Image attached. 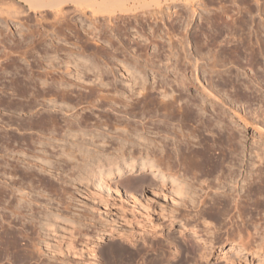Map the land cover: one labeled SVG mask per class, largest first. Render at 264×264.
Returning <instances> with one entry per match:
<instances>
[{
    "label": "rangeland",
    "instance_id": "obj_1",
    "mask_svg": "<svg viewBox=\"0 0 264 264\" xmlns=\"http://www.w3.org/2000/svg\"><path fill=\"white\" fill-rule=\"evenodd\" d=\"M14 3L15 4H13V2L9 0H0V52H2L0 54V195L6 188V190H14V188L16 189L18 187L22 191L21 193L28 192L31 198L32 196L33 198L36 197L35 201H39V203L41 201H46L45 203H48L49 201V204L51 205H48L49 207H52H50V209L57 212L59 217L57 219H54L53 231L51 229H48V231H51L46 232L42 230V233L45 232L43 234L39 232L40 237L44 238L41 243L42 246H44V249H46L43 243L47 242L49 246L54 247L53 249L60 246V248L67 250L69 248L68 245L71 246L72 244V246L81 254V257L79 258V256L77 257L73 254L68 253L67 255L63 256L65 260H62V257H59L61 256L59 254L51 253L50 255H53L55 257L45 256V258L44 256H39L36 252H31L30 249L32 248V246L31 244H29L30 240H36V238H38V235L35 234L38 233V231H36V229H33V233L31 232L32 234H29V239L24 238L23 240L21 239L22 242L19 241L20 248L17 249L20 251L14 254V256L16 255V257L12 259V263L45 264L49 260L51 262L48 261L46 264H54V262L55 264L56 262L59 264H113L114 254L111 253L110 250L112 246L116 245L126 247V257L130 256V261L134 264H143L144 262L146 264H168V262L169 264H217L219 262H222L221 258H218L217 260L213 259L211 261L200 260L196 256L197 253L194 254L196 251L189 252V254L193 253L195 255L196 258H193V255H189L187 253V249H189L188 245L192 244L196 247L198 243L193 240L194 238H192L190 232L184 231L180 233V229L178 231V228H180L179 221L188 223V226H193L194 228H196L199 231L200 235L203 234V237L207 238V236H214L213 240L215 241V243L217 240V243H219V241L225 242L226 239H228L229 234L231 235L230 232L236 231L235 229L238 227V225H241L243 223V219L239 217H236V219L234 218L237 215L235 209L230 210V213H228L227 216L224 215L225 218L224 220L223 218L220 219L221 221L215 219L216 222H212L213 218L210 215L209 217L212 218L211 221L210 218L204 216L207 209L205 211V207L201 202V199L208 201V197L213 195L212 191V193L209 192L211 195H205L203 192H198L197 195H195V203H197L198 205H194L197 206V209L193 207L190 208L188 206H185V208L184 206L182 207L180 203H176L170 199L171 196H173V194H169L172 190L170 181L161 183L157 180L156 176L151 177L152 172H150L149 170L138 169L135 172L129 174L125 173L122 176L117 177L108 172L105 177L106 181H108V184H110L111 187V195L108 196L103 191L97 190V188H93V186L91 185L93 184V177L91 173L90 175L89 172H86L84 170L86 174H82V179H78L80 175L78 174V171L80 172V169L78 167L79 164L84 163L85 157H87L86 155L91 151L94 152L95 149L98 150L97 154H100L99 156L104 160H106L105 158H109L110 156L111 158L112 156L114 157L115 154H118L119 152L127 155L132 154L133 157L138 159H150L149 155H147L146 153L150 151V149L152 151V148L154 149V151L152 152H155L156 154H154L157 155L153 157L154 160L162 157V155L164 154L165 156L163 157L167 158L166 153L168 155L171 153L173 154V152L167 151L171 147V142H169V139L171 138L168 137L167 139V137L163 135L162 132L159 133L157 131V128H155L159 123V120H162L163 122L165 120V123H167L170 119L166 118L167 116L164 113V110L160 109L159 112L152 111L153 108H156V106H158V103L161 102V94L169 92L172 94L174 93L173 95L178 94L176 96L178 98L177 102L178 100H181L180 98L186 99L188 97H191L190 99L192 104L189 105L194 112L196 111L195 107L199 108L198 106L201 105L200 98H204V101L207 103L206 105L208 109L210 107L208 113H210L212 108L214 109V111H216V113L217 110L220 111L221 109H224L226 113V121L224 120L225 123L228 122L226 124L229 125L230 122V125L232 124V126L233 124H240L239 126L242 128L241 131L245 138L243 146H245L244 151L245 153H247L248 158L244 156V161L248 163V165L243 161L242 167H240L239 169L235 168L238 172L239 170L241 171L240 176L237 178L238 181L240 182V184L247 181V176L250 174L249 171H251L249 170L248 166L251 167V160L255 162V160L252 159V156L256 149H258V153H260L259 155H262L261 157L263 159L261 160L263 162L258 161V165L255 162V164L257 165L256 168H258L259 170L261 168V170L263 171L262 173L261 170L260 172L258 170L259 176L261 175V179L263 180L264 0H177L176 3H172L169 5L167 12H170L171 10V16L166 15L161 19L162 22L159 19H154L155 21H151L150 19L143 21V25L136 24L134 28L127 31V36H124L125 40L123 39V41L125 43L128 42L127 45H132L131 47L135 48L137 52H139V50L142 51L140 52L142 55V59L145 57L146 59H149L150 61L152 60L151 62H153L152 65L149 64L146 65V67L142 66L143 68L141 67L140 70L137 69L140 67L131 66L132 60L128 58L126 61V58L123 56V54L119 52L118 56L116 55V61L113 59V63H111L112 60L109 59L108 65H104V63H102V60L100 59L98 60V65H96L95 67L91 66V61L89 60L90 55L88 54L96 48L100 49L102 45H99V43L104 44L100 42L104 41V38L101 36V34H97V29L92 32L93 34L91 33V31H88L90 27H87L88 25L86 26L85 23L88 24L89 22L87 16H90V14H92L90 11H86L83 14L81 11L77 10L78 6H76V4L75 6L74 4L67 5L66 8L68 7L72 9L71 12H69V20L67 22L63 20L59 21L57 17H54L55 19L53 18L51 10H53L54 8L30 10L27 9V6L24 5L23 2L14 0ZM19 8L20 10H24L25 13L23 12L24 14H20L19 17H12L10 12ZM102 15L106 17V14L101 12L97 15V19L98 17L103 19ZM117 19L119 21H117ZM117 19L113 20L119 24V22L121 21L120 17ZM56 20H58L59 22H56ZM82 21H84V23H82ZM114 21V24L108 23V25L110 26L111 24L112 26L117 24ZM120 23H122V21ZM61 24L62 28L60 26ZM149 28L152 29L149 30ZM54 29L56 30V33ZM135 30L137 31L136 34ZM20 31H22V33ZM44 31L47 36L49 35L48 37L45 35ZM21 34L22 36H20ZM62 35H64V37ZM88 35L90 37H88ZM138 35L139 37H137ZM131 37L133 38L132 40L130 39ZM80 38L83 41L86 40V44L85 42L83 43ZM86 38H88L89 40L91 38V40L87 41ZM77 39H79V42ZM93 40L95 42L94 44ZM134 40H136L135 43ZM4 41L6 43H4ZM138 41L143 44V49L141 47H138V49L140 48L139 50L137 49V45L139 46L140 44ZM76 42L78 43V45L75 44ZM41 43L45 44L42 45ZM47 44L49 45L47 46ZM45 45L46 47H49V51H46L48 49H42V46ZM24 46L28 47L25 48ZM59 47H61V50H58ZM55 48H57V51L55 50ZM8 49H10L11 51ZM40 50L43 51L40 52ZM82 50L85 53L82 52ZM87 58L88 60H86ZM84 59L85 61H83ZM121 62L126 63L127 65L131 63L128 66L129 70L133 71V77L131 76L132 78L129 77V74L132 72L127 71V69H124V67H121ZM49 67L52 68L49 69ZM135 70L137 73L134 72ZM135 75L140 76L135 77ZM142 76L144 77L141 78ZM134 77L138 81H132L131 79L134 80ZM175 79H180V82L182 81L181 83L179 82V80L177 81L182 86L179 85ZM183 83L185 85H183ZM132 85L134 86L132 87ZM20 86H24L25 89H27V94H34L30 95V98H22L19 97V95H15L13 91L19 90ZM207 91L211 92L210 94L208 93L210 96H207ZM100 94L106 96L103 97ZM205 94L207 97L205 96ZM98 95L99 97H103V101L102 98L98 97ZM181 102L182 101H180V103ZM205 102L203 104H205ZM173 104L176 105L175 102ZM235 112L237 113V115ZM216 113L214 112V115L211 112L210 115L216 116ZM49 116L52 117V124L45 125V127L38 126L42 130L36 126L33 127L35 122L40 123L42 122V120L50 118ZM173 117L175 116H172L171 121H169L168 123L169 125L172 123V125L170 126H173L175 129L178 127L176 121L177 116L175 117L176 120ZM205 117L207 116L205 115ZM38 120H40V122ZM116 121H119V126H122L119 127ZM31 124L33 125L31 126ZM71 124L72 128H68V125L69 127H71ZM51 125H53V135H51ZM230 125L229 127H231ZM31 127H33V129H31ZM125 127H127V129L130 128V131H133V127H137V131H141V137H143L145 141L139 139L136 140V137L138 136H135L137 134H135L134 131V134H130L131 132L129 131L130 135L128 134L129 136H125ZM190 128H192V126H190ZM5 136L7 137V139ZM89 137H93L94 143L92 146L89 144ZM164 138L168 141L165 145L167 152L165 151L163 152V154H160L158 146L159 144L161 145L166 141ZM154 141L159 144L153 146V144L155 143ZM148 142L152 145H150ZM61 143L69 144H65V146ZM71 143L73 145V149L77 146H80L79 149H82L84 146L85 149L83 148V152H87L83 153L81 152V150L79 152L77 151V148V152L75 151V154H77L76 156L78 158L76 157L75 160H70L69 157H63L64 155H60L61 153H59V151L61 152L64 147H68L69 145L71 146ZM44 144L46 146H44ZM74 144L76 145V147ZM94 144L98 146L94 147ZM40 145H43V147H41ZM54 146L56 147L53 148ZM87 146L90 148V150L87 148ZM86 149H88L89 152ZM219 150L220 149L218 148V146L214 147V154L217 157H219ZM260 150L262 151V154ZM250 151H253V153H251ZM78 152L81 154H79ZM80 155H82V157H80ZM174 155L175 154L170 155L171 157L169 156L170 160H168L171 161L169 162L171 163L170 167H168V165L163 162V159L162 163L160 162V160H156L157 163L155 162L158 165V169L167 177H174V179L179 180V182L192 184L195 187H197L199 184L201 186L203 185V187H205L206 184L217 187L216 184L218 185V183L215 182L216 180L212 181V177H210L209 182V179L206 177V175L200 173L199 170H197V172L196 170L191 169V171H188V169H186L188 167H185L181 159H178L179 161L176 158L174 159ZM219 155L220 157H222L221 154ZM103 156H105V158ZM38 158H40L41 160H38ZM42 160H45L47 162L49 161L50 163H43ZM259 163H261V166L259 165ZM74 165H76L77 167ZM13 166L14 168L12 169ZM258 166H260V168ZM77 168L79 170H77ZM30 171H32L31 173L36 174L35 178L32 179V176L27 175ZM242 173H244V175ZM84 175H86V177ZM242 175L247 176L243 177ZM39 176L41 179L39 178ZM137 177L142 178L143 180L147 179L146 181H144V184L151 185H149L148 187L140 186L141 188L137 187V189L131 187V189L130 184H135L136 180L134 179H138ZM240 177H242V179L245 178L246 180H241ZM221 179H223V177H221ZM160 184H164V186H162L163 188ZM18 185H21V187H19ZM56 187L57 189H55ZM158 189L160 190L157 193ZM42 191L44 192V194ZM18 193L19 192H17L16 194ZM164 193L166 194V196L163 195ZM134 196L136 197V199ZM198 198L200 199V202ZM2 200L0 199V215H3L4 212ZM146 203H148V205ZM142 205L144 207L149 206L151 211L144 212V208H142ZM171 208L174 210L173 213H177L176 220L173 221L174 224L170 223L172 225L169 224V220L167 219L168 217L163 218L162 212H160L163 209H165V211L167 212L169 211L168 209ZM158 209L161 210L159 211ZM200 209L201 211H203L202 216L207 217L205 220H203L204 218L201 216V214H199L201 213ZM145 213L151 215L149 217L152 219V223L159 225L157 230L160 231V236H158L159 234L155 236L150 232H142L141 228H139L137 225L133 226L136 229L131 228V226L128 225L130 221L135 224L137 220H140L141 222L146 224L147 220H145ZM187 213H189L188 215H191L189 216L190 219L186 218V216L188 217V215H186ZM197 213L198 215H196ZM263 215L264 214L258 216V219H260L259 221L261 222L264 221ZM142 216L143 218H141ZM146 217L148 216L146 215ZM198 218H201L202 220ZM258 219L255 220L258 222ZM206 220L212 224L209 225L210 223H208V225H206L207 223L205 224L204 222ZM163 221L165 222L163 223ZM261 222L257 223L260 227V234H258L260 238L256 237L258 238L257 243L255 242V238H253V241L251 242L252 245L251 243H248V248L253 249H248L249 251L239 256L240 264H257L258 262L259 264H262L264 262V239H262L264 238V223L261 224ZM113 226L121 229L122 233L129 234V231L133 232L134 230H136V234H138L134 243L127 240L125 241L122 237H119L120 235L116 234L113 236H106L102 240L97 239L98 231L96 232V229L99 230L100 233L107 234L109 228H112ZM203 226L211 227H209L210 230L207 228L209 231H206V228L203 229ZM248 230H246L248 231V234H244L247 240H249V235L252 231L251 228H249ZM210 231H212V234ZM214 233L215 235H213ZM71 234L74 237H72ZM46 235H49V237ZM261 235H263V237H261ZM62 237H64L65 239ZM72 238L74 239L72 242L75 243H72L70 241L72 240ZM85 238H88V240H86ZM68 239L70 242L67 241ZM261 239L263 240V242ZM169 240L170 244L168 242ZM59 241L60 243H58ZM66 243L71 244L67 245ZM151 243H154V245H151ZM157 243L159 246L162 245L160 246L161 248L158 247ZM186 243L188 244L186 245ZM217 243L215 244V246L218 245ZM145 244L147 247H145ZM185 245L187 247H185ZM91 246L94 247L97 256H93L91 254L89 250ZM173 246L176 248H173ZM177 247L179 250H177ZM179 247H182L181 250ZM184 247L187 249L185 250ZM24 249L27 250V252L33 253L31 256H34V258H31L30 256L26 257V259H31L25 260L24 258L26 254L24 252ZM162 251L163 253L165 252V255L162 253ZM175 251H178L179 254ZM252 251L256 252V256L252 255ZM35 257L37 259H35ZM41 257L44 258V260H46L47 258L48 259L46 261H41ZM38 258L39 262L41 261L40 263L37 262ZM154 258H156L155 261ZM158 258L159 261L157 260ZM34 259L36 260V262L33 261ZM57 259L60 261H57ZM2 261V263L0 262V264H12L11 262H8V260L6 261L2 259ZM162 261L165 262L162 263Z\"/></svg>",
    "mask_w": 264,
    "mask_h": 264
},
{
    "label": "bare ground",
    "instance_id": "obj_2",
    "mask_svg": "<svg viewBox=\"0 0 264 264\" xmlns=\"http://www.w3.org/2000/svg\"><path fill=\"white\" fill-rule=\"evenodd\" d=\"M11 2L14 3V0H9ZM18 2H23L24 5L27 6V9H49V8H54L52 11V15H53V18L54 17H57L59 21H67L68 22V15H69V12H71V8H66L67 5H72L76 4V6H78L77 10L81 11L83 14L84 12L86 11H90L92 14H90V16H87V19H88V24H86L87 27H90V29H88V31H91V33L93 31H95L96 29L98 30L97 34H101V36L104 38V41H100L104 44H100L99 45H102L100 47V49H95V50H90L91 52L88 54L90 55L89 56V60L91 61V66L95 67L96 65H98V60H102V63H104V65H108V60L111 59V63H113V59L116 61V55L118 56V52L119 53H122L123 56L126 58L125 60L127 61V59H131L132 60V64L129 63L128 65L131 64V66H134V67H140V68H137V69H141L142 66H145L146 65H152L153 62H151L149 59H145L143 58L142 59V55L140 52L138 47H143V44H141L139 41V46L137 45V49L139 50V52H137V50L129 45L128 42L125 43L123 41V39L125 40L124 36L126 35L127 31L134 28V26L136 24H140V25H143L142 22L143 21H146L148 19H150L151 21L152 20H157L159 19L161 21L162 18H164L166 15L168 16H171V10L170 12H167L168 11V8H169V5L172 4V3H176L177 0H16ZM196 2V1H195ZM9 4V3H8ZM188 4V3H187ZM71 7V6H70ZM76 10V11H77ZM48 11V10H47ZM75 11V10H74ZM16 12V13H15ZM25 11L24 10H20L19 9H16V10H13L12 12H10V14L12 15V17H19L20 14H24ZM101 12L105 13L106 17H103L102 18H99L97 19V15L100 14ZM2 13V12H1ZM47 13V12H46ZM173 13H176V12H173ZM172 13V15H173ZM116 14H119V15H122V16H119V15H116ZM191 14V13H189ZM48 15H49V12H48ZM44 16V15H43ZM118 16V17H116ZM76 17V16H75ZM86 17V16H84ZM120 17V20L122 21V23L119 22V24L114 21L115 19L119 18ZM52 18V19H53ZM29 19V18H28ZM43 19V18H42ZM55 19V18H54ZM102 21H101V20ZM114 19V20H113ZM178 19V18H177ZM4 20V19H3ZM40 20V19H39ZM56 20V22L58 21ZM83 20V19H82ZM98 20V21H97ZM100 20V22H99ZM149 20V21H150ZM154 20V21H155ZM44 21V20H43ZM58 21V22H59ZM74 21V20H73ZM113 21L117 24L115 25H112L110 24V26L108 25V23H113ZM117 21H119L117 19ZM52 22V21H51ZM99 22V23H98ZM158 22V21H157ZM162 22V21H161ZM22 23V22H21ZM50 23V22H49ZM61 23V22H60ZM59 23V24H60ZM64 23V22H63ZM66 23V22H65ZM70 23V22H69ZM74 23V22H72ZM79 23V22H78ZM82 23H84V21H82ZM81 23V24H82ZM98 23V24H97ZM107 23V24H106ZM150 23V22H149ZM148 23V24H149ZM152 23V22H151ZM51 24V23H50ZM101 24V25H100ZM104 24V25H103ZM121 24V25H120ZM53 25V24H52ZM68 25V24H67ZM99 25V26H98ZM150 25V24H149ZM153 25V24H152ZM61 28H62V24L60 25ZM82 26V25H80ZM85 26V25H84ZM83 26V27H84ZM3 27V25H2ZM153 27V26H152ZM1 28V27H0ZM51 28V27H50ZM75 28V27H74ZM78 28H79V25H78ZM85 28V27H84ZM143 28V27H142ZM29 29V28H28ZM52 29V28H51ZM50 29V30H51ZM83 29V28H82ZM138 29V28H137ZM152 29V28H149V30ZM39 30V29H38ZM46 30V29H45ZM49 30V29H48ZM55 30V29H54ZM58 30V29H57ZM76 30V29H75ZM78 30V29H77ZM86 30V29H85ZM156 30V29H155ZM1 31V29H0ZM5 31V30H3ZM73 31V30H72ZM22 33V31H20ZM42 32V31H41ZM40 32V33H41ZM62 32V31H61ZM60 32V33H61ZM86 32V31H85ZM131 32V31H130ZM129 32V33H130ZM139 32V31H138ZM173 32V31H172ZM45 33V31H44ZM55 33H56V30H55ZM63 33V32H62ZM75 33V32H74ZM83 33V32H82ZM90 33V32H89ZM137 33V31L135 30V34ZM145 33V32H144ZM154 33V32H153ZM3 34V33H1ZM38 34V33H37ZM49 34V33H48ZM51 34V32H50ZM53 34V33H52ZM73 34V33H72ZM93 34V33H92ZM96 34V33H95ZM151 34V32H150ZM149 34V35H150ZM26 35V33H25ZM35 35V34H34ZM33 35V36H34ZM39 35V34H38ZM44 35V34H43ZM45 35L47 36V34L45 33ZM59 35V33H58ZM76 35V34H75ZM83 35V34H82ZM86 35V34H85ZM153 35V34H152ZM161 35V34H160ZM22 36V34L20 35ZM32 36V37H33ZM42 36V35H40ZM49 36V35H48ZM47 36V37H48ZM54 36V35H53ZM61 36V35H60ZM64 37V35H62ZM127 36V35H126ZM131 36V35H130ZM37 37V36H36ZM52 37V36H51ZM67 37V36H66ZM85 37V36H84ZM88 37H90L88 35ZM139 37V35L137 36ZM150 37V36H149ZM2 38V37H1ZM18 38V37H17ZM31 38V37H30ZM44 38V36H43ZM75 38V36H74ZM92 38V37H91ZM90 38V40H91ZM101 38V37H100ZM129 38V37H128ZM87 41L89 40L88 38H86ZM93 39V38H92ZM116 39V40H114ZM127 39V38H126ZM131 40L133 39L132 37L130 38ZM138 39V38H137ZM10 40V39H9ZM40 40V39H39ZM46 40V39H45ZM54 40V39H53ZM78 42H79V39H77ZM81 40V38H80ZM85 40V39H84ZM89 40V41H90ZM96 40V39H95ZM129 40V39H128ZM130 40V41H131ZM143 40V39H142ZM154 40V39H153ZM171 40V39H170ZM1 41V40H0ZM13 41V40H12ZM37 41V40H36ZM44 41V40H43ZM83 41V40H81ZM116 41V42H115ZM136 40H134V43H135ZM146 41V40H145ZM150 41V40H149ZM3 42V41H2ZM41 42V41H40ZM39 42V43H40ZM85 42L86 44V40L83 41V43ZM92 42V41H91ZM133 42V41H132ZM4 43H6L4 41ZM21 43V42H20ZM52 43V42H51ZM57 43V42H56ZM89 43V42H88ZM94 40H93V44H94ZM116 43V45H115ZM181 43V41H180ZM17 44V43H16ZM19 44V43H18ZM25 44V43H24ZM23 44V45H24ZM42 44V43H41ZM45 44V43H44ZM42 44V45H44ZM65 44V43H64ZM75 44L78 45V43L76 42ZM81 44V42H80ZM92 44V45H93ZM178 44V43H177ZM28 45V44H27ZM35 45V44H34ZM49 44H47L48 46ZM56 45V44H55ZM54 45V47H55ZM89 45V44H88ZM135 45V44H134ZM141 45V46H140ZM155 45V44H154ZM182 45V44H181ZM13 46V45H12ZM19 46V45H18ZM30 46V45H29ZM65 46V45H64ZM80 46V45H79ZM83 46V45H81ZM87 46V45H86ZM91 46V45H90ZM95 46V45H94ZM145 46V45H144ZM25 47V46H24ZM23 47V48H24ZM28 47V46H27ZM25 47V48H27ZM33 47V45H32ZM43 50L45 49H48L46 51H49V47H46L45 46H42ZM52 47V46H51ZM53 47V48H54ZM93 47V46H92ZM97 47V46H96ZM99 47V46H98ZM135 47V46H134ZM161 47V46H160ZM3 48V47H2ZM22 48V49H23ZM61 47L58 48V50L60 49ZM85 48V47H84ZM183 48V47H182ZM17 49V48H16ZM19 49V47H18ZM39 49V48H38ZM37 49V50H38ZM83 49V48H82ZM91 49V48H90ZM102 49V50H101ZM143 49V48H142ZM141 49V50H142ZM10 50V49H8ZM36 50V49H35ZM43 50H40L43 51ZM55 50L57 51V48H55ZM61 50V49H60ZM64 50V49H63ZM62 50V51H63ZM182 50V49H181ZM236 50V49H235ZM11 51V50H10ZM14 51V50H13ZM19 51V50H18ZM23 51V50H22ZM45 51V52H46ZM54 51V50H53ZM78 51V49H77ZM89 51V50H88ZM144 51V50H143ZM4 52V51H3ZM6 52V51H5ZM24 52V51H23ZM44 52V53H45ZM82 52H84L82 50ZM172 52V51H171ZM2 52H0L1 54ZM9 53V52H8ZM26 53V52H25ZM85 53V52H84ZM88 53V52H87ZM23 54V53H22ZM184 54V53H183ZM8 55V54H7ZM44 55V54H43ZM59 55V54H58ZM87 55V54H85ZM179 55V54H178ZM2 56V55H1ZM121 56V55H120ZM119 56V57H120ZM148 56V55H147ZM183 57V56H182ZM180 57V58H182ZM52 58V57H51ZM148 58V57H147ZM185 58V57H184ZM118 59V58H117ZM151 59V58H150ZM43 60V59H42ZM80 60V59H79ZM88 60V58L86 59ZM130 60V61H131ZM51 61V60H50ZM85 61V59L83 60ZM128 61V62H130ZM183 61V60H182ZM185 61V60H184ZM69 62V61H68ZM87 62V61H86ZM125 62V61H124ZM127 62V63H128ZM159 62V61H158ZM51 63V62H50ZM110 63V61H109ZM122 63V62H121ZM40 64V63H39ZM65 64V63H64ZM189 64V63H188ZM84 65V64H82ZM126 63H122L121 67H124V69H127V71H131L129 70V66H128ZM54 66V65H53ZM81 66V65H80ZM101 66V65H100ZM160 66V65H159ZM39 67V66H38ZM78 67V66H77ZM90 67V66H89ZM110 67V66H109ZM147 67H150V66H147ZM47 68V67H46ZM52 68V67H51ZM49 67V69H51ZM86 68V67H85ZM97 68V67H96ZM143 68V67H142ZM169 68V67H168ZM45 69V68H44ZM92 69V68H91ZM146 69V68H144ZM142 69V70H144ZM154 69V68H153ZM86 70V69H85ZM111 70V69H110ZM45 71V70H44ZM160 71V70H159ZM81 72V71H80ZM92 72V71H91ZM132 73L129 74V77L132 78L133 77V71H131ZM136 72V70L134 71ZM161 72V71H160ZM31 73V71H30ZM137 73V72H136ZM44 74V73H43ZM47 74V73H46ZM51 74V73H50ZM113 74V73H112ZM135 74V73H134ZM145 74V73H144ZM161 74V73H160ZM62 75V74H61ZM72 75V74H71ZM84 75V74H82ZM141 75V74H140ZM140 75H135L136 76H140ZM179 75V74H178ZM91 76V75H90ZM96 76V75H95ZM132 76V77H131ZM115 77V76H114ZM134 77V78H135ZM144 76H142L141 78H143ZM182 77V76H181ZM55 78V76H54ZM64 78V77H63ZM129 78V79H130ZM180 78V77H179ZM51 79V78H50ZM173 79V78H172ZM181 79V78H180ZM180 79H177L179 80L180 82ZM24 80V79H23ZM45 80V79H44ZM132 81H136L137 79L135 78L134 80L131 79ZM176 80V79H175ZM174 80V81H175ZM176 80V81H177ZM37 81V80H36ZM138 81V80H137ZM52 82V81H51ZM144 82V81H143ZM178 82V81H177ZM178 84L181 85L180 82ZM28 83V82H27ZM138 83V82H137ZM20 84V83H19ZM135 84V82H134ZM139 84V83H138ZM144 84V83H143ZM16 85V84H15ZM18 85V84H17ZM183 85H185L183 83ZM25 86V84H24ZM23 86V87H24ZM134 85H132L133 87ZM182 86V85H181ZM22 86H20V89L19 90H14V94L15 95H19V97H22V98H28L30 95H33L32 93H29L27 94L25 87L23 88ZM136 87V86H135ZM138 87V86H137ZM30 88V87H29ZM48 88V87H47ZM66 88V87H64ZM90 88V87H89ZM178 88V87H177ZM185 88V87H183ZM63 89V88H62ZM68 89V88H67ZM53 90V89H52ZM91 90V89H90ZM98 90V89H97ZM130 90V89H129ZM203 90V89H202ZM47 91V90H46ZM50 91V90H49ZM61 91V90H60ZM63 91V90H62ZM92 91V90H91ZM239 91V90H238ZM58 92V91H57ZM89 92V91H88ZM141 92V91H140ZM161 92V91H160ZM179 92V91H178ZM217 92V91H216ZM56 93V92H55ZM59 93V92H58ZM57 93V94H58ZM69 93V92H68ZM96 93V92H94ZM169 93V92H168ZM162 93L161 94V102L158 103V106H156V108H153L152 111L154 112H159L160 109L161 110H164V113L166 114V118L167 119H170L169 121H171V118L172 116H177V120L175 117V120L177 121V124H178V130L177 128L174 129L173 126H170L172 125V123L169 125V121L167 123H165V120L164 122L162 120H159V123L156 125L155 128H157V131L160 133L162 132L163 135H165L168 139V137H170L171 139H169L171 142V147L169 150L167 151H171L173 152V154H175L173 157L174 159L176 158L177 160L181 159L182 163L185 165V167H188L186 169H188V171L191 169V170H199L200 173L206 175V177L209 179V182H210V177H212V181H215L216 183H218V185L216 184L217 187L215 186H212L210 184H206L205 187H203V185L201 186L200 184L195 187L193 186L192 184H185L184 182H179V180L177 179H174V177L172 178H169L167 177L164 173H162L159 169H158V165L156 164L157 161L160 160V162L162 163V159H163V162L166 163V165H168V167H170V164L169 161L170 158L169 156L170 155H173L172 153L171 154H167L166 153V157H163L165 156L162 155V157L158 158V159H155L153 157L157 156L155 155L152 151H154V149L152 148V151L150 149V151H148L146 154L149 155V158L150 159H138V158H135L133 157L132 154H124V153H116L115 156L111 158V156L109 158H105V156H103L106 160H104L103 158H101L99 155L100 154H97L98 150L95 149L94 152H89L90 148L87 146V148L89 149H86L88 150V154L86 155L88 157V160H87V157H85V161L84 163L82 164H79V169H80V172L78 171V174L79 175V178L78 179H82L83 175L82 174H86V172H89V174L91 173L92 174V177H93V184H91L93 186V188H97V190H101L103 191L104 193H106V195H111V187H110V184H108V181H106L105 177L107 175V173L109 172L110 174L114 175V176H122L123 174L127 173H132V172H135L137 171L138 169H146V170H149L150 172H152V176H156L157 177V180L161 183H164V182H168L170 181L171 184V193L169 194H173V196H171V200L176 202V203H180V205H182V207L184 206H188L190 208H196L197 206H195L197 203H195V195H197L198 192H203L205 195L207 194H210L213 192V195L209 196V200L206 201L204 199H201V202L203 203L204 205V209L206 211L205 215L204 216H207L208 218L209 215L214 219L210 218V221L212 219V222H216V220H220L223 218H225L224 215H228V213H230L229 211L232 210V209H235L236 210V216L234 217L236 219V217H239L241 219H243V223L241 225H238V227L235 229L236 231H232L230 232L231 235L227 234L228 236V239H226L225 242H220L216 243L218 245L215 246V241L213 240L214 236L211 237V236H207L206 237H203L202 235L199 234V231L194 228L193 226H188V223H184V222H181L179 221V227L178 228V231L180 229V233L181 232H190L191 233V236L192 238H194L193 240H195V242L198 243V245L195 247L194 245L190 244L188 245L189 249L185 248L187 247L186 245L188 243H186L185 245V250L187 249V253L189 254V252L191 251H196L194 254H196V256L200 259V260H203V261H211V260H217L218 258H221L222 262H219L217 264H240L239 262V256L241 254H244L246 253L247 251H249L248 249H251V248H248L249 244L253 241V238L256 239V243H257V239L260 238L258 234H260V227L259 225L257 224L258 222H261L259 221L260 219H258V216H260L261 214H264V179L262 180L261 178V175L259 176V173H258V168H256V166L258 165V161L259 162H263L261 160L262 159V155H259L260 153H258V149H256L254 151V154L252 156V159L255 160V162L257 163V165L255 164V162L253 160H251L252 162L250 164L251 167L248 166L250 174L247 176V181H245L246 179L242 177L241 180H244L245 182L241 183L238 181V177L240 176L241 174V171L239 170V172L235 169V168H240L243 166V161L245 160L244 159V156H247V153H245L244 151V148L245 146H243V143H244V135L242 134V131H241V127L239 126L240 124H232L230 125V122H229V125L231 127H229V125H227L226 122V113H225V110L224 109H219L220 111L217 110V113L216 111H214V109L212 108V110L216 113V116H211L210 113L212 112L214 114V112L211 110L210 113H208L210 110V107L209 109L207 108V103L204 101V98H200V102H201V105H199L198 107L199 108H196V111L194 112L192 108H190L191 106V97L189 98H186V99H182L180 98L181 100H178L177 102V95H173L172 93ZM180 93V92H179ZM207 96H210L209 94L211 92L207 91ZM209 93V94H208ZM44 94V93H43ZM51 94V93H50ZM49 94V95H50ZM141 94V93H140ZM143 94V93H142ZM181 94V93H180ZM213 94V93H212ZM37 95V94H36ZM65 95V94H63ZM62 95V96H63ZM92 95V94H90ZM96 95V94H94ZM101 95V94H100ZM190 95V94H189ZM61 96V97H62ZM103 96V95H101ZM106 96V95H105ZM103 96V97H105ZM145 96V94H144ZM187 96V95H186ZM192 96V95H191ZM206 96V94H205ZM206 96V97H207ZM211 96H216V95H211ZM51 97V96H50ZM49 97V98H50ZM76 97V96H75ZM86 97V96H85ZM93 97V96H92ZM97 97V96H96ZM99 97V95H98ZM103 97H99V98H102V101H103ZM179 97V96H178ZM181 97V96H180ZM194 97V95H193ZM198 97V96H197ZM219 97V96H218ZM217 97V98H218ZM30 98V97H29ZM35 98V97H33ZM64 98V97H63ZM79 98V97H78ZM108 98V97H106ZM153 98V97H152ZM65 99V98H64ZM67 99V98H66ZM76 99V98H75ZM93 99V98H92ZM98 99V98H97ZM167 99V100H166ZM30 100V99H29ZM69 100H70V96H69ZM100 100V99H99ZM152 100V99H151ZM73 101V100H72ZM71 101V102H72ZM75 101V100H74ZM88 101V100H87ZM90 101V100H89ZM98 101V100H97ZM107 101V100H106ZM159 101V100H158ZM180 101H182L180 103ZM80 102V101H79ZM78 102V103H79ZM176 103V105H174L173 103ZM205 102V104H203ZM56 103V102H55ZM128 103V102H127ZM125 103V104H127ZM134 104V102H133ZM145 104V103H144ZM190 104V105H189ZM194 104V103H193ZM203 104V105H202ZM223 104V103H222ZM101 105V104H100ZM196 105V104H195ZM212 105V104H211ZM53 106V105H52ZM78 106V105H77ZM113 106V105H112ZM176 106V107H175ZM209 106V105H208ZM229 106V105H228ZM63 107V106H62ZM214 107V106H213ZM128 108V107H127ZM136 108V107H135ZM227 108V107H226ZM145 109V108H144ZM152 109V108H151ZM131 110V109H130ZM216 110V109H215ZM235 110V109H234ZM149 111V110H148ZM237 111V110H236ZM49 112V111H48ZM132 112V111H131ZM137 112V111H135ZM163 112V111H162ZM147 113V112H146ZM236 113V112H235ZM128 115V114H127ZM156 115V114H155ZM205 115L208 117V120H207V117H205ZM215 115V114H214ZM237 115V113H236ZM241 115V114H240ZM75 116V115H74ZM160 116V115H159ZM163 116V115H162ZM50 117V116H49ZM245 117V116H244ZM52 117L50 118H46L44 120H42V122H40V120H38L40 123H37L35 122L34 126L33 127H38V126H41V127H45V125H48V124H52L53 120L51 119ZM165 118V119H166ZM56 119V118H55ZM81 119V118H80ZM163 119V118H162ZM241 119V118H240ZM61 120V119H60ZM127 120V119H126ZM174 120V121H175ZM225 120V121H224ZM242 120V119H241ZM244 120V119H243ZM247 120V119H246ZM104 121V120H103ZM76 122V121H75ZM119 121H116V123L118 124ZM162 122V123H161ZM251 122V121H250ZM115 123V122H114ZM124 123V122H123ZM247 123V122H245ZM31 124V126L33 125ZM132 124V123H131ZM174 124V123H173ZM19 125V124H18ZM17 125V126H18ZM30 125V124H29ZM78 125V124H77ZM116 125V124H115ZM127 125V124H126ZM130 125V124H128ZM81 126V125H80ZM119 126V124H118ZM122 126V125H121ZM119 126V127H121ZM133 126V125H132ZM176 126V125H175ZM190 126H192V128H190ZM20 127V126H19ZM18 127V128H19ZM33 127H31V129H33ZM65 127V126H64ZM173 127V129H172ZM17 128V127H16ZM39 128V127H38ZM51 128V129H50ZM49 129L51 130V135H53V125H51ZM68 128H72V124H71V127H69L68 125ZM124 128V127H123ZM122 128V129H123ZM125 133L124 135L125 136H129L130 134H137L135 136H138L136 137V140H142V141H145L143 137H141V131H137V127H133V131H130L129 129H127V127H125ZM153 128V127H152ZM41 129V128H39ZM48 129V128H47ZM256 129V127H255ZM42 130V129H41ZM55 130V129H54ZM68 130V129H67ZM193 130V131H192ZM70 131V130H69ZM131 133H130V132ZM177 131V132H176ZM55 132V131H54ZM68 132V131H67ZM47 133V132H46ZM123 133V132H122ZM130 133V134H129ZM166 133V134H164ZM179 133V134H178ZM98 134V133H97ZM129 134V135H128ZM178 134V135H177ZM261 134V133H260ZM259 134V135H260ZM98 136V135H97ZM6 137V136H5ZM95 137V136H94ZM165 137V138H166ZM91 138V139H90ZM164 138V139H165ZM7 139V137H6ZM90 140L89 144L92 146L93 145V137H89L88 138ZM146 139V138H145ZM51 140V139H50ZM66 140V139H65ZM77 140V139H76ZM166 140V139H165ZM64 141V140H63ZM141 141V142H142ZM151 141V140H150ZM161 141V140H160ZM159 141V142H160ZM104 142V141H103ZM109 142V141H108ZM140 142V143H141ZM155 143L153 144V146H156L158 145L156 141H154ZM162 142V141H161ZM166 142H168L167 140L165 142H163V144H159L158 146V150L160 152V154H163V152L166 151ZM192 142V143H190ZM19 143V142H18ZM38 143V142H37ZM76 143V142H75ZM98 143V142H97ZM139 143V142H138ZM149 143V142H148ZM147 143V144H148ZM40 144V143H39ZM60 144V143H59ZM62 145H65L66 143H61ZM69 144V143H68ZM66 144V145H68ZM77 144V143H76ZM88 144V143H87ZM150 145H152L151 143H149ZM50 145V144H49ZM65 145V146H66ZM75 145V144H74ZM7 146V145H6ZM5 146V147H6ZM41 147H43V145H40ZM44 146H46L44 144ZM86 146V145H85ZM98 145L94 144V147H96ZM218 146V148L220 149L218 151V156H215L214 154V147ZM4 147V148H5ZM52 147V145H51ZM56 146H54L53 148H55ZM64 147V146H63ZM76 147V145H75ZM80 147V146H79ZM79 147L77 146L76 148L73 149V145L71 143V146L69 145L68 147H64L62 149V151L59 153H61L60 155H64L63 157L67 156L71 159H76V155L75 154V151L76 149ZM93 147V148H94ZM102 147V146H101ZM143 147V146H142ZM7 148V147H6ZM46 148V147H45ZM83 148L85 149V147L83 146ZM83 148L81 149H77V151L80 152H83ZM239 148V149H238ZM8 149V148H7ZM5 149V150H7ZM92 149V148H91ZM102 149V148H101ZM108 149V148H107ZM106 149V150H107ZM216 149V148H215ZM60 150V149H59ZM145 150V149H144ZM76 151V152H77ZM114 151V150H113ZM117 151V150H116ZM166 151V152H167ZM261 151V150H260ZM19 152V151H17ZM16 152V153H17ZM78 152V153H79ZM87 152V151H85ZM83 152V153H85ZM134 152V151H133ZM251 153H253V151H250ZM43 153V152H42ZM245 153V154H244ZM81 154V153H79ZM159 154V155H160ZM222 155V157H220V155ZM250 154V153H249ZM261 154H262V151H261ZM59 155V154H58ZM137 155V154H136ZM168 155V156H167ZM217 155V154H216ZM99 156V157H98ZM135 156V155H134ZM62 157V156H61ZM66 157V159H67ZM80 157H82V155H80ZM159 157V156H158ZM171 157V156H170ZM257 157V158H256ZM34 158H37V157H34ZM33 158V159H34ZM78 158V157H77ZM257 160H256V159ZM40 158H38L39 160ZM152 159V160H151ZM169 159V160H168ZM172 159V160H174ZM251 159V158H250ZM41 160V159H40ZM157 160V161H156ZM178 160V161H179ZM249 160V159H248ZM6 161V160H5ZM43 161V160H42ZM22 162V160H21ZM47 161H43V163H45ZM49 162V161H48ZM47 162V163H48ZM73 162V161H71ZM75 162V161H74ZM156 162V163H155ZM245 162V161H244ZM50 163V162H49ZM77 163V161H76ZM164 163V164H165ZM175 163V162H174ZM246 163V162H245ZM248 165V163H246ZM261 163H259L260 165ZM9 165V164H8ZM29 165V164H28ZM78 165V163H77ZM173 165V164H172ZM181 165V164H180ZM5 166V165H4ZM76 166V165H74ZM160 166V165H159ZM261 166V165H260ZM260 166H258L260 168ZM9 167V166H7ZM77 167V166H76ZM173 167V166H172ZM184 167V168H185ZM14 168V166L12 167V169ZM77 168V170H79ZM163 168V167H161ZM167 168V167H166ZM225 168V169H224ZM168 169V168H167ZM263 169V168H262ZM76 170V171H77ZM86 172H85V171ZM190 170V171H191ZM248 170V169H247ZM261 170V168H260ZM259 170V172H260ZM165 171V170H164ZM262 171V170H261ZM32 171L28 172V176H32L31 178H35L36 174L35 173H31ZM170 172V171H169ZM187 172V170H186ZM25 173V172H24ZM185 173V172H184ZM193 173V172H191ZM216 173V174H215ZM263 173V171H262ZM77 174V175H78ZM90 174V175H91ZM215 174V175H214ZM244 175V173H242ZM15 175V174H14ZM24 175V174H23ZM26 175V174H25ZM38 175V174H37ZM76 175V176H77ZM242 175V176H243ZM86 177V175H84ZM176 176V175H175ZM186 176V174H185ZM243 176V177H245ZM19 177H22V176H19ZM27 177V176H26ZM143 177V176H142ZM182 177V176H181ZM202 177V176H201ZM221 177H223V179H221ZM40 178V176H39ZM58 178V177H57ZM138 178V177H137ZM178 178V177H177ZM187 178V177H186ZM264 178V177H263ZM38 179V178H36ZM41 179V178H40ZM87 179V178H86ZM221 179V180H220ZM35 180V179H34ZM33 180V181H34ZM92 180V179H91ZM136 180L135 181V184H130V188L134 187L137 189V187H148L149 185L151 184H144V181L146 180H143L142 178H138V179H134ZM193 180V179H192ZM191 180V181H192ZM85 181V179H84ZM83 181V182H84ZM149 181V180H148ZM88 182V181H87ZM194 182V181H193ZM204 182V181H203ZM202 182V183H203ZM206 182V181H205ZM214 182V184H215ZM228 183V184H227ZM245 183V184H244ZM86 184V183H85ZM11 185V184H10ZM23 185V184H22ZM119 185V184H118ZM126 185V184H125ZM161 187L164 186V184H160ZM19 186V185H18ZM157 186V185H156ZM6 187V186H5ZM4 187V188H5ZM21 187V185L19 186ZM25 187V186H24ZM32 187V186H30ZM118 188V187H117ZM131 188V189H132ZM141 188V187H140ZM151 188V187H150ZM163 188V187H162ZM7 189V188H6ZM3 190L2 191V194L0 195V198L3 202V215L1 214L0 215V259L2 261V259L4 260H8V262H11L12 263V259L16 257V255L14 256V254H16V252L20 251L18 250L17 248H20V242L21 239L23 240L24 238H30L29 234L32 232L33 233V229L36 231H38V233H35L38 235V238L35 239H32L30 240V243L31 246H30V250L31 252H36L39 256H46V257H55L53 255H50L51 253H55V254H59L61 256L59 257H62V260H65L63 258V256L67 255L68 253L69 254H73L74 256H79V258L81 257V254L72 246L71 243H66L67 245L68 244H71L68 245L69 248L67 250H64L62 248H60V246L55 249H53L54 247L52 246H49V244L47 242L43 243V245H45V248L44 249V246H42V240L44 239L43 237H40V234L39 232H41L42 230L43 231H46V232H50L51 230L53 231V226H54V219H57L59 216H58V213L55 212L54 210H51L49 205V201L48 203H45L46 201L44 202H40L39 201H35V198H31L30 194L27 193H21L22 191L17 187L16 189L14 188V190L10 189V190ZM9 189V187H8ZM34 189V188H32ZM51 189V188H50ZM57 189V187L55 188ZM64 189V188H63ZM130 189V190H131ZM153 189V188H152ZM157 189V188H156ZM161 189V188H160ZM157 191V193L159 192V190ZM1 190V189H0ZM31 190V189H30ZM62 190V189H61ZM90 190V189H89ZM154 190V189H153ZM34 191V190H32ZM60 191V190H59ZM65 191V190H64ZM63 191V192H64ZM212 191V192H211ZM17 192H19L18 194H16ZM43 192V191H42ZM210 192V193H209ZM65 193V192H64ZM132 193V192H131ZM16 194V195H15ZM24 194V195H23ZM25 194H28V195H25ZM32 194V193H31ZM40 194V193H39ZM44 194V192H43ZM99 194V193H98ZM168 194V192H167ZM164 196H166V194L164 193L163 194ZM201 195V194H200ZM27 196V197H26ZM30 196V197H28ZM204 196V195H203ZM135 197V196H134ZM164 198V197H162ZM169 198V197H168ZM204 198V197H202ZM207 198V196H206ZM49 199V198H48ZM136 199V197H135ZM134 199V201H135ZM199 199V198H198ZM37 200V199H36ZM39 200V199H38ZM150 200V199H149ZM179 201V202H177ZM173 202V203H174ZM198 202V201H197ZM199 202H200V199H199ZM37 203V204H36ZM137 203V202H136ZM39 204V205H38ZM49 204V205H48ZM148 205V203H146ZM195 204V205H194ZM36 205V206H35ZM95 205V204H94ZM141 205V204H140ZM150 205V204H149ZM198 205V204H197ZM202 205V204H201ZM143 206V205H142ZM169 207V206H168ZM187 207V208H188ZM52 208V207H51ZM88 208V207H87ZM136 208V207H135ZM144 208V212H150V208L149 206H146V207H142ZM176 208V207H174ZM186 208V207H185ZM137 209V208H136ZM165 209H166V206H165ZM165 209L163 210H159L160 212H162V216L163 218L165 217H168L167 219L169 220V224L173 223L174 220H176V214L173 213V209H168L169 211H165ZM179 209V208H178ZM197 209V208H196ZM202 209V208H201ZM200 209V212L199 214H201L202 216V212ZM132 210V209H130ZM142 210V209H141ZM146 210V211H145ZM155 210V209H153ZM195 210V209H194ZM193 210V211H194ZM182 211V210H181ZM197 211V210H196ZM204 211V212H205ZM5 213V214H4ZM124 213V212H123ZM182 213V212H181ZM146 214V213H145ZM189 213H187L186 215H188ZM192 214V212H191ZM124 215V214H123ZM146 215L148 217H146ZM145 215V220L146 221V224L141 222L140 220H137L134 223H132L130 220L128 225L131 226V228H134L133 226L134 225H137L139 228H141V231L142 232H150L152 235H157L160 233L159 230H157V228L159 227V225L155 224V223H152V219L149 217L151 216L150 214H146ZM184 215V214H183ZM198 215V213L196 214ZM195 215V217H196ZM235 215V214H234ZM144 216V215H143ZM143 216L141 218H143ZM189 216L191 215H188V217L186 216V218L188 219ZM194 216V215H193ZM192 216V217H193ZM199 216V217H201ZM231 216V215H230ZM264 216V215H263ZM262 216V217H263ZM139 217V216H138ZM181 217V216H180ZM185 217V216H183ZM203 217V216H202ZM207 217H203L205 220ZM232 217V216H231ZM62 218V217H61ZM79 218V217H78ZM140 218V217H139ZM153 218V217H152ZM162 218V219H163ZM185 218V219H186ZM194 218V217H193ZM232 218V219H234ZM261 218V217H259ZM138 219V218H137ZM190 219V218H189ZM195 219V218H194ZM198 219H201V218H198ZM229 219V218H227ZM238 219V218H237ZM255 219H258V222L255 220ZM264 219V217H263ZM262 219V221H263ZM157 220V219H156ZM202 220V219H201ZM161 221V220H160ZM195 221V220H194ZM221 221V220H220ZM145 222V221H144ZM165 221H163L164 223ZM199 222V221H198ZM206 225H208V223H210L209 221H204ZM257 222V223H256ZM74 223V222H72ZM263 222H261V224H263ZM17 224V225H16ZM170 224V225H172ZM204 224V225H205ZM212 223H210L209 225H211ZM214 224V223H213ZM78 225V224H77ZM204 227V226H203ZM211 227V226H209ZM209 227H204L203 229H205L206 231L209 229ZM208 228V229H207ZM251 228V233H250V238L249 240H247V238H245L244 234H248V229ZM48 229H51L50 231H48ZM136 229V228H134ZM162 229V227H161ZM80 230V229H79ZM78 230V231H79ZM210 230V229H209ZM208 230V231H209ZM212 230V229H211ZM220 230V229H219ZM217 230V231H219ZM248 230V231H246ZM98 231V232H97ZM213 231V230H212ZM212 231L211 234H212ZM216 231V232H217ZM263 231V230H262ZM96 232H97V239L98 240H102L103 238H105L106 236H113V235H120L119 237H122L125 241H129V242H132L134 243V241L136 240V237H137V234H136V230H134L133 232H130L129 231V234L128 233H122V230L121 229H118L116 227H112V228H109V231L107 234L105 233H100L99 230L96 229ZM104 232V231H103ZM226 232V231H225ZM31 233V234H32ZM45 233V232H43ZM41 232V234H43ZM57 233V232H56ZM170 233V231H169ZM168 233V234H169ZM178 233V232H177ZM189 233V234H190ZM34 234V235H35ZM48 234V233H47ZM33 235V236H34ZM36 235V236H37ZM45 235V234H44ZM43 235V236H44ZM69 235V234H68ZM143 235V234H142ZM188 235V234H187ZM215 235V233L213 234ZM217 235V234H216ZM256 235V236H255ZM258 235V236H257ZM264 235V234H263ZM263 235H261V237H263ZM49 237V235H46ZM72 236V234H71ZM70 236V237H71ZM147 236V235H146ZM160 236V234L158 235ZM175 236V235H174ZM74 237V236H72ZM167 237H170V236H167ZM216 237V236H215ZM247 237V236H246ZM258 237V238H256ZM58 238V237H57ZM60 238V237H59ZM64 238V237H62ZM67 238V237H66ZM177 238V236H176ZM182 238H183V234H182ZM185 238V237H184ZM224 238V237H223ZM52 239V238H51ZM65 239V238H64ZM71 239V238H70ZM86 240H88V238H85ZM217 239V238H215ZM225 239V238H224ZM264 239V238H262ZM261 239V240H262ZM58 240V239H57ZM56 240V241H57ZM74 239L72 238V240H70L71 242L73 241ZM221 240V239H220ZM246 240V241H245ZM20 241V242H19ZM61 241V239H60ZM60 241L58 243H60ZM68 242L69 239L67 240ZM156 241V240H155ZM161 241V240H160ZM166 241V240H165ZM172 241V240H171ZM260 241V239H259ZM169 244H170V240L168 241ZM177 242V241H176ZM263 242V240H262ZM72 243H75V242H72ZM155 243V242H154ZM154 243L151 245H154ZM172 243V242H171ZM249 243V244H248ZM261 243V241H260ZM18 244H19V247H18ZM22 244V243H21ZM161 244V243H160ZM175 244V243H174ZM177 244V243H176ZM185 244V243H184ZM263 244V243H262ZM28 245V244H27ZM74 245V244H73ZM149 245V244H148ZM158 245V243H157ZM156 245V247H157ZM166 245V244H165ZM252 245V243H251ZM259 245V244H257ZM22 246V245H21ZM162 246V245H160ZM158 245V247H160ZM177 246V245H175ZM183 246V245H182ZM144 247V246H142ZM145 247L146 244H145ZM152 247V246H151ZM155 247V246H154ZM167 247V246H166ZM170 247V246H169ZM261 247V245H260ZM26 248V247H25ZM29 248V247H27ZM77 248V247H76ZM140 248V247H139ZM149 248V247H148ZM161 248V247H160ZM164 248V247H163ZM173 248H176L173 246ZM180 248V247H179ZM182 248V247H181ZM180 248V250H181ZM33 249V250H32ZM144 249V248H143ZM146 249V248H145ZM151 249V248H150ZM253 249V248H252ZM251 249V250H252ZM91 254L93 256H97V254L95 253V249L93 246H91L89 248ZM148 250V249H147ZM156 250V248H155ZM160 250V249H159ZM157 250V251H159ZM175 250V249H174ZM177 250L178 247H177ZM24 252L26 254L25 256V260L27 259H31L32 257L34 258V256H31L33 253L31 252H27V250L24 249ZM111 253H113V258H114V261H113V264H134L130 261V256L126 257V247L124 246H112L111 247V250H110ZM129 252V250H128ZM134 252V251H133ZM174 252V251H173ZM176 252V251H175ZM178 252V251H177ZM176 252V253H177ZM163 253V251H162ZM175 253V254H176ZM134 254V253H133ZM165 255V252L163 253ZM179 254V252H178ZM193 253L189 254V255H193V258L195 257ZM252 255L253 256H256V252L255 251H252ZM23 256V255H22ZM31 258H27L26 257H30ZM36 256V255H35ZM38 256V257H39ZM140 256V254H139ZM172 256V255H171ZM175 256V255H174ZM45 257V258H46ZM57 257V256H56ZM83 257V256H82ZM138 257V256H137ZM191 257V256H190ZM263 257V256H262ZM22 258V257H21ZM135 258V257H134ZM143 258V257H142ZM147 258V257H146ZM150 258V257H149ZM175 258V257H174ZM178 258V257H177ZM181 258V257H180ZM196 258V257H195ZM35 259H37L35 257ZM33 260L36 262V260ZM48 259V258H47ZM46 259V260H47ZM56 259V258H55ZM54 259V260H55ZM83 259V258H82ZM156 258H154V261H155ZM40 260H44V258H40ZM44 260V261H46ZM61 260V261H62ZM81 260V259H80ZM143 260V259H142ZM152 260V259H151ZM159 261V258L157 259ZM0 261V262H1ZM40 261V262H41ZM43 261V262H44ZM49 261V260H48ZM47 261V262H48ZM57 261H60L57 259ZM100 261V260H99ZM157 261V262H158ZM4 262V261H2ZM1 262V263H2ZM38 263L39 262V258H38ZM46 262V263H47ZM51 262V261H49ZM54 262V261H53ZM72 262V261H71ZM140 262V261H139ZM144 262V261H143ZM165 262V261H162V263ZM31 263V262H30ZM45 263V264H46ZM62 263V262H60ZM66 263V262H65ZM68 263V262H67ZM85 263V262H83ZM150 263V262H149ZM152 263V262H151ZM159 263V262H158ZM167 263V262H166ZM262 263V262H261ZM264 263V262H263ZM262 263V264H263ZM13 264V263H12ZM43 264V263H42ZM53 264V263H52ZM55 264V262H54ZM56 264H59L56 262ZM80 264V263H79ZM87 264V263H85ZM90 264V263H89ZM143 264H146L145 262ZM154 264V263H153ZM161 264V263H159ZM169 264V262H168ZM177 264V263H176ZM205 264V263H204ZM244 264V263H243ZM245 264H248V263H245ZM259 264V262L257 263Z\"/></svg>",
    "mask_w": 264,
    "mask_h": 264
}]
</instances>
